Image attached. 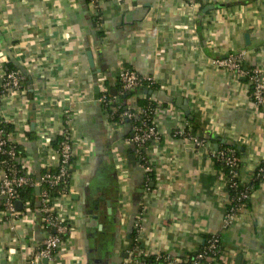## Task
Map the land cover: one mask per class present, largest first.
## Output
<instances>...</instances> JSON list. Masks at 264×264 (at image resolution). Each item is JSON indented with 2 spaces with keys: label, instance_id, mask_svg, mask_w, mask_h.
I'll list each match as a JSON object with an SVG mask.
<instances>
[{
  "label": "crops",
  "instance_id": "obj_1",
  "mask_svg": "<svg viewBox=\"0 0 264 264\" xmlns=\"http://www.w3.org/2000/svg\"><path fill=\"white\" fill-rule=\"evenodd\" d=\"M230 51L264 76V0H0V83L6 70L22 75L18 90L0 94V120L34 176L56 162L66 110L72 120L68 191L57 205L69 229L48 264H135V222L145 256L188 260L216 233L230 264L239 254V264H264V179L224 226L227 189L210 156L234 147L243 182L264 163L261 108L243 78L211 61ZM123 68L155 79L162 138L144 148L152 178L126 142L130 121L111 126L97 100ZM177 126L203 145L173 136ZM43 237L39 210L22 219L0 209V264H45L31 262Z\"/></svg>",
  "mask_w": 264,
  "mask_h": 264
},
{
  "label": "built area",
  "instance_id": "obj_2",
  "mask_svg": "<svg viewBox=\"0 0 264 264\" xmlns=\"http://www.w3.org/2000/svg\"><path fill=\"white\" fill-rule=\"evenodd\" d=\"M190 5L196 3V0H187ZM95 2V1H94ZM244 52L230 51L223 56L214 57L211 61L218 68L230 70L238 78H243L249 87V95L253 103L261 108L264 118V76L258 67H246L243 65ZM22 75L16 69H9L3 72L0 83V94L9 91L18 90L21 83ZM117 82L123 93L127 91L133 93L141 88H155V79L151 75L142 74L133 68H123L117 73ZM108 88L101 87L100 95L97 98L100 104H109L113 99L107 97ZM129 94V95H130ZM148 95L147 103L138 105L135 96L128 100L130 108L118 111V106H112L110 112H106V117L112 125L124 120L130 121L131 135L126 138V142L132 144L133 152L139 160V166L149 177L153 172L146 153L143 154L144 148L150 142H157L162 138V131L157 126L153 114L158 107V102ZM4 121L0 120V209L4 216L12 218L26 219L32 214V210H39L41 215V224L44 231V237L39 246H36L32 252L31 262L34 260L46 259V263L53 258L62 236L67 235L68 225L58 211V204H61L64 196L68 191L69 183V166L73 157L72 146V120L69 112L66 110L62 119V127L58 133V145L53 147L57 155L55 164L49 166L40 175L34 176L29 167L26 166L22 155L18 154L16 147L17 142L12 139V131L5 129ZM187 129L177 126L172 130L175 137L188 136L196 147L203 145L204 140L191 135ZM145 152V151H144ZM211 158L222 167L221 174L225 180L227 189L226 213L224 217V226L230 224L237 218L238 211L244 208L250 197V186L252 180L264 179V163L258 164L252 172V178L249 182H243L239 178L240 157L237 150L232 146H221L210 152ZM60 186V190L55 196H50L47 187ZM39 187V193L36 194L37 202L34 208L28 204H22L20 210L16 208L18 199V189L21 187ZM234 190L233 195L229 192ZM229 206L227 207V205ZM57 208V209H56ZM31 218V217H30ZM136 231L139 229V222L134 224ZM138 237L134 238L136 242ZM133 242V240H132ZM128 253L134 257L135 264H146L140 260L145 257L138 246L129 248ZM156 260L161 259V264H206V260L214 261L215 264H230L224 253L219 236L216 233H210L206 236L203 246L197 250L193 257L188 260H179L169 255L156 254Z\"/></svg>",
  "mask_w": 264,
  "mask_h": 264
},
{
  "label": "trees",
  "instance_id": "obj_3",
  "mask_svg": "<svg viewBox=\"0 0 264 264\" xmlns=\"http://www.w3.org/2000/svg\"><path fill=\"white\" fill-rule=\"evenodd\" d=\"M86 1L87 2H92V1L96 2V0H86ZM98 13H99V11H98ZM99 17L100 16H98V15L94 16V21L96 23L100 22ZM114 88L116 89V94H113L111 92L110 88H109V90L107 92V97L110 98L111 100L113 99L114 101H112L111 103H109L107 105L106 104H100L102 109L105 112H110L111 111L110 107H112L114 105L119 107L117 112L130 108L128 106V100L132 96H135V98H136L135 100H136V103L138 105H142V104L147 103L148 95L143 94V88H141L139 91H134L130 95H125V93L122 92V89L119 86L118 82H117V84H116V86ZM4 126H5V129L7 131H11L13 129L12 128L13 126L10 125V124H5ZM57 145H58V138L56 140H54V143H53L54 147L57 146ZM16 150H17L18 154H20V155L23 154V148L20 145H17ZM143 154H145L144 151H143ZM68 173H69V170H68ZM149 177L152 178V174ZM259 181H260L259 179H255V180H252L251 183H249V186H250L249 192H251V190L255 187V185ZM60 186L61 185H58V186H55V187H47L46 189H47V192L49 193L50 196H55L57 194V192L60 190ZM17 192H18V199L21 201V203H23L24 205L28 204L29 207H31V208H34L36 206L37 196H36V193H35V190H34L33 187H31V186L21 187V188L18 189ZM234 193H235V191L231 190L229 192V195L231 196ZM228 206H229V204L227 205V207ZM65 237H66V234L64 236H62V238H65ZM136 237H137V231L133 227L131 229L130 233H129V238L133 240L132 244H134V246L136 245V246L140 247V242L138 240L136 242L134 241V238H136ZM193 255L190 256V259L193 257ZM140 260L145 262L146 264H161V262H162L161 259L156 260L154 258V256L140 257ZM206 264H215V262L206 260Z\"/></svg>",
  "mask_w": 264,
  "mask_h": 264
},
{
  "label": "water",
  "instance_id": "obj_4",
  "mask_svg": "<svg viewBox=\"0 0 264 264\" xmlns=\"http://www.w3.org/2000/svg\"><path fill=\"white\" fill-rule=\"evenodd\" d=\"M209 7H212V6H209ZM247 37H248V35H245V38H246V39H247ZM88 56H89V60L91 61V60H92V57H91V55H90L89 53H88ZM111 92H112L113 94H115L116 90H115V89H112ZM143 92H144V93H147V94H150V95H156V92H155V91H153L152 89L146 88V87L143 88ZM129 94H130L129 91H127V92L125 93V95H129ZM177 102H178V105L181 106V107L185 110L186 113H188V108H187V106H186V101H185V100L182 101L181 98H178V99H177ZM181 102H182V104H181ZM34 190H35V193H36V194L39 193V187H38V186H37V187H34ZM21 207H22L21 201H20V200H17V201H16V208H17L18 210H20ZM93 217H94V218H97V215L94 214ZM239 261H240V254L236 257V264H239ZM43 262H46V259H43Z\"/></svg>",
  "mask_w": 264,
  "mask_h": 264
}]
</instances>
